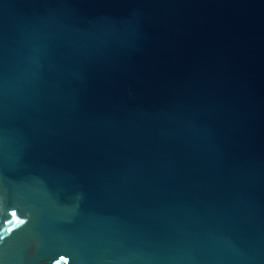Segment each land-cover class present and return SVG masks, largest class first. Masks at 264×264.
I'll return each mask as SVG.
<instances>
[{
	"label": "water",
	"instance_id": "1",
	"mask_svg": "<svg viewBox=\"0 0 264 264\" xmlns=\"http://www.w3.org/2000/svg\"><path fill=\"white\" fill-rule=\"evenodd\" d=\"M0 264H264V0H0Z\"/></svg>",
	"mask_w": 264,
	"mask_h": 264
}]
</instances>
